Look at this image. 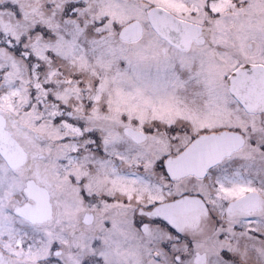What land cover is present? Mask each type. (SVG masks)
Masks as SVG:
<instances>
[{
  "label": "snow or ice",
  "instance_id": "obj_1",
  "mask_svg": "<svg viewBox=\"0 0 264 264\" xmlns=\"http://www.w3.org/2000/svg\"><path fill=\"white\" fill-rule=\"evenodd\" d=\"M0 264H264V0H0Z\"/></svg>",
  "mask_w": 264,
  "mask_h": 264
}]
</instances>
